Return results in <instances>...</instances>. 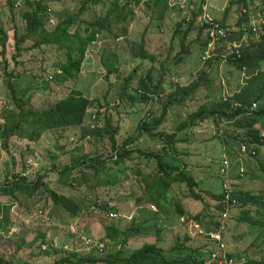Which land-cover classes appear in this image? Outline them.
<instances>
[{
    "label": "trees",
    "instance_id": "16d2710c",
    "mask_svg": "<svg viewBox=\"0 0 264 264\" xmlns=\"http://www.w3.org/2000/svg\"><path fill=\"white\" fill-rule=\"evenodd\" d=\"M64 1L28 0L29 8L22 13L23 31L20 33L15 31L13 36L12 43H14L15 54L12 55V58L16 60L21 55L29 54L35 56L41 53L40 65L43 66L42 70L44 71L42 77L46 81H53L60 77L64 79L73 78V72L79 71V65L81 64L85 49L96 39L102 38L99 40H107V37L111 35L115 38H126L128 32L127 25L134 18V9L131 7V4L138 5L140 3V0H124L121 5V1L109 0V3H111L107 7V11L101 13V10L106 5L104 0H71L74 3L78 1L79 7L76 13L58 19L56 15L63 10ZM144 1H149L145 3L148 6V3L151 5L160 0ZM162 1L171 9L177 5L169 6L168 0ZM250 1H238L237 14L239 15V19L235 23L237 27L249 23V15L247 14L249 9H247V5ZM7 4L11 15L14 16L12 10L15 6V0H7ZM231 4L232 1L228 0L224 8V18L221 20L216 19L222 26L226 25L224 21L225 15L228 13ZM45 6H48V9L52 10L55 14L51 23L49 22L50 24L47 25L44 23L45 19H43L42 15L45 12ZM96 7L100 8L98 13L94 9ZM244 8L248 12H243L242 9ZM88 10H91L92 13H89ZM85 13H89L88 16H85ZM195 14L190 9L187 12V15H190V20L186 21L185 17L187 15H185L176 24L171 34L172 38L169 49L173 50L171 44L174 42L179 45V51L172 59L176 66H180L182 62L186 61L185 58L191 54L190 45L198 41L202 36V27L197 26L193 20ZM261 15L264 18V12ZM248 32L249 34L244 41L241 40L243 35L242 30L229 31L224 37L220 38L223 44L215 50L216 56L204 62L203 65L200 63L201 66L196 71L198 73L197 76L186 84L182 83L184 81L181 80L182 78L179 80L175 77V79L173 78L170 81L172 84L169 80L166 84L164 78L168 69L163 65L164 62L161 60L157 62L159 64L157 66V74L153 75V64L158 58L148 54L145 50L146 42L143 35L141 36L139 45H136L133 41H126L131 58H138L140 61L144 60L148 64L146 65L140 62L131 67L128 75H118L123 80L121 89H116V93L110 95V98L112 96L114 97L110 100L111 103L108 105V108L103 110V113L100 111L94 113L95 120L89 134L96 139L107 138L110 153L106 157L99 155L90 156L88 153H84L82 156L74 159L71 164L65 165L61 173V175H64L66 172L73 171L77 165L80 166V170L85 171V174L92 181L96 182L94 186H91V189H93L91 191L93 197L89 199V196H84V199L79 200L74 196L58 194L53 189L44 187L48 199H51L53 206L64 208L72 218L79 217L82 210L89 211L93 207L99 213L104 214L107 220L115 222H109L105 226L104 237L100 240L103 245L101 249L92 246V251L85 256H80L74 252L58 261L54 260L53 264H206V262H209V264H225L218 263L221 259V254H219L216 260H211V255L217 251L219 242L210 240V233L222 230L224 236V233H226L229 227L228 221L234 222V226L239 225V223H244L246 226H257L258 232L263 230L264 192L235 191L232 187L230 191H223L222 188L220 192L213 191V189L208 190L201 187L202 182L197 181L193 174L188 172L185 167L175 165L176 162L179 163L177 156L181 154L177 150V145L182 142V140L177 139V134L182 130L195 127L198 124H205L207 127H211V130H213V136L210 137L211 143L214 140L217 144L222 143L227 148L226 152H229L230 148H234L225 141L227 130H224L222 133L220 132L222 125L226 123L232 124L235 127H242L245 132L244 137H235L238 143L235 147L236 151H238L240 146L244 145L248 150L247 156L256 157L258 148H264V136L262 135L264 133V69L259 68L264 62V32L258 36L251 35L252 31L250 29ZM26 41L32 42V44L28 47H23L22 45ZM232 41H238L240 44L236 49L230 50ZM205 44L206 41L203 39L199 40V45L201 46V54L199 55L200 62H202V46H205ZM2 46L4 47V41H2ZM48 48L60 51L59 54H62V57L49 53ZM102 52H106V49H103ZM47 53L53 56V63L49 65L53 69V72L45 73L44 69L46 68L43 63L47 59ZM4 55V49H0V58ZM222 63H227L230 68L239 70L243 76V81L232 95L226 96L217 102H211L209 101V91L220 87L221 84H215V78L210 76V72L213 71L214 67L218 68ZM142 65V68L147 66L145 74L142 73V68L139 70ZM176 66L174 70L179 69ZM105 68L106 78L110 74H116L119 71L118 67L113 65L111 61L108 62ZM6 76V79L12 77V73L7 72ZM5 82L6 88L9 89V94L12 95L15 103L3 109L4 114L1 115L3 124L0 125V141L3 148H6V144L12 138L24 139L26 137L28 141H35L40 132L45 130L68 126H81L87 110L97 102V99H90L80 91L72 90L69 94L56 100L51 107L41 111H34L30 107L25 108L23 106L25 103L23 104V102L21 103L20 100H17L10 81L6 80ZM134 84L135 87H133ZM170 84L173 85L171 91L165 99H162L160 94ZM202 91L204 92V97L202 98L203 104L201 103L202 105H199L196 111L189 114L173 129L172 122L167 115L168 108L173 105H180L185 100H192V98H196L199 94H202ZM151 100L159 106V113L154 115L153 111H144L143 116L137 123L136 133L133 136H128L124 141L117 142L119 130L112 126L110 111L112 109L115 110L120 105L134 108V110L136 107L139 111L137 103L144 104L145 106ZM253 102L256 103V107L250 109ZM24 128H28V131ZM82 132V136H84V131ZM142 138L145 141L149 139L151 144L146 146L144 141L136 147L133 146V143L141 142ZM140 145L143 147L141 148ZM169 149L171 151L166 153ZM250 150H254L255 154L251 155ZM163 152L165 153L163 154ZM222 154L221 158L217 161L219 164L217 165L218 175L216 174L214 177L217 185L220 182V187L224 181L223 176L219 173V167L222 164L224 156V153ZM128 162H134V164L129 166ZM258 162L262 165L264 172V164L261 161ZM109 164L121 165L125 171L135 176V181L143 182V184L141 183L143 185L141 195L133 202L136 208L129 219V225L127 227H121L123 222H126L128 219L120 216L118 213L116 199L119 198L115 197L113 199V197L108 195L110 188L115 187L117 184L115 177H110L104 182L99 180V176L107 172L106 170H108ZM41 178L38 177L34 182H25L23 178L16 176L9 185L5 184L0 186V194L15 198L13 193L20 191L28 198H35L33 192L36 188L43 185L40 182ZM124 180H126V183L129 181L128 177H125ZM122 182L124 181H119V189L116 190V194L120 197L129 196L132 191L129 188H125ZM173 183L183 184L187 188L186 191H183L182 199H179V201L173 199L174 212L178 216L186 215L187 219L197 223V231L205 234L208 239L206 245L199 247H185L183 244L176 245L169 251H185L188 253L181 258L170 257L165 254L164 249L160 246L158 241L160 239L158 236L160 230L156 229L157 237L154 241L143 243L128 256L121 255L119 249L115 254L111 255L108 253L106 256H103L101 252L108 249L112 245L111 242L115 241L121 235L123 237L121 241L122 245L130 239L144 237L141 228L148 222L150 217L155 218L156 214L152 212H156V210L150 208V205L146 207L142 201L147 200L153 204H160ZM204 194H207L205 195L206 198ZM226 196L228 197L226 198ZM88 199L89 204L86 205ZM37 200L33 199L32 203H37ZM182 200L196 202L199 206L201 205V208L197 211L192 210ZM232 200L235 201V204L233 207H230L228 204ZM108 201L115 203L112 211L117 214L116 217H109L107 209ZM25 207L23 205L20 208L21 211H24L23 213L26 212ZM226 208L229 214L227 217L222 218L221 215ZM252 208L254 209L253 214ZM0 209H2L3 213L2 216L0 215V232H2L6 229L9 217L6 206H0ZM234 209L237 212L232 216L231 212ZM145 211L149 214L148 218H144ZM43 238L44 235L35 237L26 244L21 241L13 244L12 242L14 241L0 239V243L2 242L0 264H13V258L23 245H26V249L28 250L29 258L27 262L32 263L29 259L33 258V260L39 261L42 264H49L54 257L51 248H44L42 249L44 252H40V245H37ZM94 251L98 254L101 253V255L93 254L92 252ZM225 259V261L232 259L234 264H240L241 260L243 262L242 264H264V247L263 249L259 248L251 256L245 252L236 254L226 251Z\"/></svg>",
    "mask_w": 264,
    "mask_h": 264
},
{
    "label": "rangeland",
    "instance_id": "374dc122",
    "mask_svg": "<svg viewBox=\"0 0 264 264\" xmlns=\"http://www.w3.org/2000/svg\"><path fill=\"white\" fill-rule=\"evenodd\" d=\"M27 1L15 0V6L12 10L14 16H12L7 0H0V49H4L5 54L0 58V125L3 124L1 118V115L4 114L3 109L15 103L12 95L9 94V89L6 88V80L10 81L17 100H20L23 104L25 103L23 105L25 108L30 107L34 111H41L51 107L56 100L69 94L72 90H78L90 99H97V102L87 110L81 126L45 130L40 132L35 141H28L26 137L24 139L12 138L6 144V148L2 147L0 141V186L9 185L16 176L23 178L25 182H34L38 177H42L40 182L43 184L33 192L35 198H28L20 191L13 193L15 198L0 194V206L8 208L7 215L9 217L6 229L0 232V239L14 241L12 242L13 244L20 241L26 244L35 237L44 235L43 240L39 241L37 245H40V252H44L42 250L44 248H51L54 257L49 264H53L54 260L58 261L74 252L80 256H85L92 251V246L101 249L103 245L100 240L104 237L105 226L109 222H115L107 220L104 214L99 213V211L91 206L89 211L84 209V211H81L79 217L72 218L64 208L53 206L51 199H48L44 187H49L58 194L74 196L79 200L84 199V196H89V199L93 197L91 186H94L96 182L92 181L85 174V171L80 170V166L77 165L73 171L66 172L64 175H61V173L65 165L71 164L74 159L82 156L84 153H88L90 156L99 155L102 157H106L110 153L107 138L96 139L89 134L94 123L92 115L96 111L103 113V110L108 108V105L111 103L110 100L114 97L110 98V95L116 93V89H121L123 80L118 75H128L131 67L140 62L148 64L144 60L140 61L138 58H131L126 41H133V43L139 45V41L143 35L146 42L145 50L148 54L158 58L153 64V75L157 74V66H159L157 62L161 60L164 62L163 65L168 69L164 78L166 84L168 80L170 82L174 77L179 80L182 78L181 80H184L182 83L186 84L197 76L198 73L196 71L201 66L199 58L201 46L199 45V40L203 39V31L201 32L202 39L200 37L198 41L190 45L191 54L185 58L186 61L183 60L184 62L180 66H176L172 59L179 51V45L174 42L171 44L173 50L169 49L172 38L171 34L176 24L190 10L189 6L179 7L177 4L176 7L171 9L162 0L151 5L148 3V6L145 3L149 1L140 0L138 5L131 4V7L134 9V18L127 25L128 32L126 38L123 37L119 41H116V38L111 35L107 37V40H99L102 39L99 36V39L91 42L85 49L84 56L79 65V71L73 72V78L64 79L60 77L53 81H46L42 77L44 71L42 70L43 66L40 65L41 53L35 56L29 54L21 55L16 60L12 58V55L15 54L14 43H12L14 32L18 31L20 33L23 31L22 13L29 8ZM78 1L74 3L71 0H65L63 10L61 13H57L56 17L58 19L65 18L68 15L76 13L79 7ZM118 1H121L120 4L122 5L124 0ZM231 1L232 4L229 6V11L225 15L224 20L225 23H229L230 25L235 24V21L239 19V15L237 14L239 0ZM104 2L106 5L101 10V13L107 11V7L111 3H109V0H104ZM213 3L214 7L209 8V12L217 20L223 19V1L212 0ZM94 9L96 13L100 11V8L96 7ZM247 9H249V12L245 8L243 11L248 12V17L250 18L251 14L255 18L258 13L264 12V0H251L247 5ZM88 12L92 13L91 10H88ZM89 13H85V16H88ZM42 15L46 25L50 24L55 16L52 10L48 9V6H45V12ZM2 41H4L5 48L2 46ZM31 44L32 42L26 41L22 46L28 47ZM103 49H106V52H102ZM48 52L62 57V54H59L60 51L55 49L48 48ZM168 54L170 55L168 56ZM46 55L47 59L43 63L46 68L44 69L45 73L53 72V69L49 67L53 63V56L48 53ZM109 61L113 65H116L119 71L116 74H110L106 78L105 66ZM175 66L179 69L174 70ZM142 67L143 65L139 70ZM259 68L264 69V62ZM146 69L147 66L142 68V73L145 74ZM7 72H11L12 77L6 79ZM210 76L215 78V84H221L220 87L209 91V101L211 102H217L226 96L232 95L243 81L241 72L230 68L227 63H222L220 69L214 67L213 71L210 72ZM171 84L160 94L162 99H165L171 91L173 86ZM133 87H135V84ZM203 97L204 92L202 91V94H199L198 97L192 98V100H185L180 105H173L168 108L167 115L172 122L173 129L189 114L196 111L199 105L203 104ZM137 106L139 111L136 107L134 110V108L120 105L115 110L112 109L110 113L108 112L112 118V126L119 130L117 142L124 141L128 136H133L136 133L137 123L143 116L144 111H153V114L156 115L160 109L152 100L145 104V106L140 103H137ZM136 110L137 112H135ZM256 125L258 126V124ZM24 129L28 131V128ZM211 129V127H207L205 124H198L195 127H189L179 132L177 139L182 140V142L177 145V150L181 154L177 156L178 158L176 157L179 163L176 162L175 165L185 167L188 172H191L197 181L202 182L201 187L220 192V182L217 185L214 177L216 174L218 175L217 165L219 164L217 161L223 155L222 153H224L230 160L231 165L233 164L230 181L233 190H246L252 193L264 192V172L262 165L258 162L261 161L264 164V148H258L256 157L240 155L235 150L238 144L235 137H244L245 132L242 127H235L232 124L226 123L222 125L220 132L222 133L224 130H227L225 141L234 147L230 148L229 152H226L227 148L222 143L217 144L215 140L211 143L210 137L213 136V130ZM82 131H84V136H82ZM144 141L145 139L142 138L141 142H135L133 146L136 147ZM144 144L148 146L151 142L149 139H146ZM140 147L142 148L143 146L140 145ZM170 151L171 149L166 153ZM132 164L134 162H128L129 166ZM106 171L102 176H99V180L104 182L110 177H115L117 184L115 187L110 188L108 195L113 197V199L115 197L119 198L116 199L118 213L120 216L128 219V222H123L121 227H127L129 219L136 208L133 202L140 197L143 182L135 181V176L125 171L121 165L109 164ZM240 171H243V173L239 176ZM125 177H128L129 181L127 183L124 180ZM119 181H124L122 183L125 188L131 189V197L130 195L117 196L116 190L119 189ZM186 189L183 184L173 183L160 204H153L147 200L142 201L146 207L153 204L152 206L156 210V212H152L156 214L155 218L150 217L148 222L141 228L144 237L130 239L122 245L121 241L123 237L121 235L111 242L112 245L108 249L101 252L102 255L106 256L108 253L111 255L115 254L119 249L121 255L128 256L143 243L154 241L157 237L156 229L160 230L158 235L160 238L158 240L159 244L164 249L165 254L170 257L181 258L188 253L185 251H169L173 246L180 244H183L185 247L206 245L208 239L205 234H201L194 227L197 223L187 219L186 215L178 216L174 212L173 199H176V201L182 199L183 191H186ZM205 195L207 194H204L206 198ZM33 199H38L37 203H32ZM89 199L86 201V205L89 204ZM182 202L188 204L189 208L195 211L201 208V205L199 206V204L191 200H182ZM23 205L24 207L26 206L25 213L20 210ZM39 207L48 212L50 216L48 222L41 223L35 219L34 213L36 208ZM146 212L144 213V218L149 217V214ZM236 212V209L232 210L231 215H235ZM253 213L254 209L252 208ZM0 215H3L2 209H0ZM228 224V230L223 236L226 251L236 254L245 252L251 256L259 248L263 249L264 228L258 232L257 226H246L244 223L234 226V222L231 221H228ZM213 238L215 237L213 236ZM85 239L92 240L93 245H85ZM210 240L215 239L211 238ZM1 243L0 249L2 247ZM26 248V245L21 246L17 255L13 258V264H42L39 261L33 260V258L29 259L32 263L27 262L29 257ZM92 253L101 255V253L98 254L95 251Z\"/></svg>",
    "mask_w": 264,
    "mask_h": 264
},
{
    "label": "built area",
    "instance_id": "2783aa9c",
    "mask_svg": "<svg viewBox=\"0 0 264 264\" xmlns=\"http://www.w3.org/2000/svg\"><path fill=\"white\" fill-rule=\"evenodd\" d=\"M224 2V5L222 8L225 7L226 3L228 0H222ZM178 4L179 7H185L189 6L190 9H192L196 14L193 18L194 23L202 27L203 31V40L206 41L205 46H203V54H202V61H206L208 59H212L216 56L215 50L220 47L223 42L220 40V38L224 37L229 31L232 30H242L243 35L241 40H246L247 35L249 34L248 30L250 29L252 31L251 35L253 34L254 36H258L259 34L264 32V18L262 17L261 14L258 13V15L254 18V15L250 14L249 18V23L243 24L240 27H237L236 24H229L226 23V25L222 26L218 23L216 20V17H214L210 12L209 8L212 6L211 5V0H168V5L169 6H174ZM18 5V3H16ZM244 9H242L243 11ZM244 12V11H243ZM189 14V13H188ZM187 15V14H186ZM186 21L190 20V15H187L185 17ZM236 23V21H235ZM121 37H117L116 41H119ZM240 42L238 41H232L230 45V50L236 49L239 46ZM237 52V51H236ZM226 56V55H225ZM256 107V103L253 102L250 106V109H254ZM93 120H95V114L92 115ZM264 136V133H262ZM238 152L240 155H248V150L244 145L240 146L238 149ZM250 154L253 155L255 154L254 150H250ZM232 166L230 160L227 158L226 155L223 156L222 164L219 167V173L223 176L224 181L221 184V188L223 191H230L231 189V172H232ZM243 171H240L239 176L242 175ZM228 196H226L227 198ZM235 204V201L232 200L230 204V207H233ZM108 206V213L109 217L113 218L116 217L117 214L112 211V208L115 207V203L112 201L107 202ZM150 208L154 209V207L151 205ZM228 210L227 208L223 211L221 217L225 218L228 216ZM35 219L38 220L41 223H46L50 220V216L46 210L43 208H36L35 210ZM195 225V224H194ZM197 229V225L194 226ZM209 236L212 239H215L216 242H219V246L217 248V251L211 255V260H216L221 254V259L218 261V263H225V264H234V261L232 259H229L225 261V244L223 243V234L222 230H218L216 232L210 233ZM213 236L215 238H213ZM221 236V238H220ZM210 238V239H211ZM85 245L92 246L93 241L90 239H85L84 240ZM242 260L240 261V264H242ZM206 264H209L207 262Z\"/></svg>",
    "mask_w": 264,
    "mask_h": 264
},
{
    "label": "clouds",
    "instance_id": "9594fccd",
    "mask_svg": "<svg viewBox=\"0 0 264 264\" xmlns=\"http://www.w3.org/2000/svg\"><path fill=\"white\" fill-rule=\"evenodd\" d=\"M211 2H212V0H211ZM223 4H224V2H223ZM226 4H227V3H226ZM211 5H212V3H211ZM225 6H226V5H225ZM211 7H212V6H211ZM211 7H210V8H211ZM224 8H225V7H224ZM202 49H203V46H202ZM202 54H203V51H202ZM201 57H202V55H201ZM208 60H209V59H208ZM208 60H206V61H208ZM206 61H202L203 63L201 62V64L203 65L204 62H206ZM220 65H221V64H220ZM220 65H219V67H218L219 69H220Z\"/></svg>",
    "mask_w": 264,
    "mask_h": 264
},
{
    "label": "crops",
    "instance_id": "0c3cea01",
    "mask_svg": "<svg viewBox=\"0 0 264 264\" xmlns=\"http://www.w3.org/2000/svg\"><path fill=\"white\" fill-rule=\"evenodd\" d=\"M212 3V2H211ZM212 6L214 7V3L212 4Z\"/></svg>",
    "mask_w": 264,
    "mask_h": 264
}]
</instances>
